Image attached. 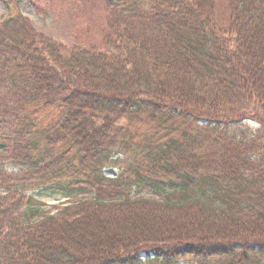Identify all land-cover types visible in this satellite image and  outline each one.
Returning <instances> with one entry per match:
<instances>
[{"label": "trees", "instance_id": "16d2710c", "mask_svg": "<svg viewBox=\"0 0 264 264\" xmlns=\"http://www.w3.org/2000/svg\"><path fill=\"white\" fill-rule=\"evenodd\" d=\"M0 2V264H264V0Z\"/></svg>", "mask_w": 264, "mask_h": 264}, {"label": "rangeland", "instance_id": "374dc122", "mask_svg": "<svg viewBox=\"0 0 264 264\" xmlns=\"http://www.w3.org/2000/svg\"><path fill=\"white\" fill-rule=\"evenodd\" d=\"M220 3L219 6L223 5L225 3V0H218ZM221 8V7H219ZM20 11L21 13L27 17L33 24L34 28L42 32L43 34L60 41L62 43L70 44L71 43V34L72 30L75 27V24L77 23L78 19L76 17V14L69 15L67 12H59L57 11L55 14L47 13V15L44 16V14H38L36 9L31 6L28 2L22 3L20 5ZM99 11L100 6L95 1H91L87 3V7L85 9V13L89 17H95L93 18V29L98 31L99 28ZM221 11V9L219 10ZM6 15V9L4 5L0 2V21L4 19ZM259 125L253 123V122H245L243 124L236 125L233 129V131L242 138H250L258 129ZM12 163H6L7 166H5L6 171L9 173H19L20 171L26 170L27 167L20 168L16 165H11ZM29 169V168H28ZM27 171V170H26ZM119 173L118 168L114 169H107L105 171V175L109 178H115ZM152 197L153 199H157V196L151 195L148 192H142L137 194V197ZM37 199L40 200L45 206L43 207L44 211L46 213L50 214H56L57 208H59L60 205L66 203L65 200L60 197L57 198H51L49 196H41L36 195ZM184 264V263H183ZM188 264V263H187Z\"/></svg>", "mask_w": 264, "mask_h": 264}]
</instances>
